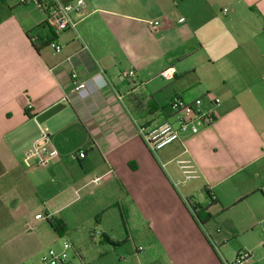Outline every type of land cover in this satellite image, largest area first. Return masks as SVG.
Instances as JSON below:
<instances>
[{
  "label": "crops",
  "instance_id": "1",
  "mask_svg": "<svg viewBox=\"0 0 264 264\" xmlns=\"http://www.w3.org/2000/svg\"><path fill=\"white\" fill-rule=\"evenodd\" d=\"M39 1L0 5V264L38 255L53 230L28 221L39 209L65 222L79 264L94 256L66 210L80 226L89 213L115 251L124 240L108 217L118 215L137 264H227L241 251L252 253L244 264H264V0H83L77 32L63 33ZM74 74L88 97L74 91ZM206 93L217 122L151 153L138 126L169 120L176 94ZM43 133L59 156L39 166L26 152ZM183 159L199 177L186 180Z\"/></svg>",
  "mask_w": 264,
  "mask_h": 264
},
{
  "label": "built area",
  "instance_id": "2",
  "mask_svg": "<svg viewBox=\"0 0 264 264\" xmlns=\"http://www.w3.org/2000/svg\"><path fill=\"white\" fill-rule=\"evenodd\" d=\"M3 0H0V5ZM38 5L45 11L48 16L49 25L57 32L65 31L77 32L78 22L75 15L86 8L83 0H78L71 4H61L57 0H40ZM151 32L155 33L160 27L159 21H152L149 24ZM56 53L62 51V47L55 42L49 43ZM135 71H128L122 74L124 79H132ZM163 78L171 80L173 74L170 69L162 73ZM74 91L82 98L88 97L90 93L89 83L81 81L77 75L72 76ZM209 102L206 107L204 100ZM218 102L213 93H206L204 97H196L192 100L186 99L181 94H176L170 102V108L173 111L172 117L165 121H153L148 126H138V134L143 139L149 151L157 154L160 150L169 145L182 140L183 138L195 136L202 130L211 127L219 119L217 110ZM59 156V152L49 148V136L43 133L40 139L35 142L26 152L28 159H34L39 166L47 165L51 160ZM76 159L85 158L84 152L73 155ZM178 164L186 180H192L199 177V171L192 160H178ZM111 173V172H109ZM105 175H93L91 183L101 185ZM39 219L43 217L38 216ZM70 243H65L61 250L49 249L40 259L39 264H79L75 253H70L72 249ZM252 258L250 251H241L233 263L227 264H244Z\"/></svg>",
  "mask_w": 264,
  "mask_h": 264
},
{
  "label": "rangeland",
  "instance_id": "3",
  "mask_svg": "<svg viewBox=\"0 0 264 264\" xmlns=\"http://www.w3.org/2000/svg\"><path fill=\"white\" fill-rule=\"evenodd\" d=\"M10 2H18L20 0H9ZM165 107L168 106L167 99L163 100ZM59 204H61V199H57L54 202V205L59 207ZM74 211L72 210H66L63 212L65 217L68 220L69 228L72 231L73 234H77V237L80 239H76L77 244L81 246V248L88 254L93 255L94 258L92 260L93 264H137V262L130 257V255L134 254V245L131 241H126V232L125 229L122 227V225L118 223L119 218L118 215H115L114 217L109 216V225L113 226L115 230H117L118 235L121 236V238L124 240L121 243V248L118 249V247L115 249L110 243H100V237H99V231L96 229V231L92 230L93 227L97 228L96 222L94 218H90V214L86 212L82 215V218L84 219L85 223H81V226L79 225L78 218L73 214ZM36 214H40L38 216L43 217L44 220L42 222H38L40 220L38 216L35 217ZM46 213H44L43 209H39L36 213H33L28 217V221L31 222V224L36 225L39 227L41 223H48V218H44ZM53 216V215H51ZM102 216V215H101ZM59 218V216H56ZM97 218V217H96ZM101 217H98V219ZM88 220V221H87ZM50 227V226H49ZM51 229V228H50ZM74 229H77L74 231ZM91 231V233H89ZM69 236L60 237L56 234L54 229L51 231V234H48V237H45L42 241L39 243L37 242L35 244L34 251L38 253L37 256L31 261H28L26 264H39L41 257L51 248L56 250H61L64 246V244L70 243L71 241L67 240ZM71 244V243H70ZM70 253L73 255L74 249L72 248ZM113 253V254H112ZM92 257V256H91Z\"/></svg>",
  "mask_w": 264,
  "mask_h": 264
},
{
  "label": "trees",
  "instance_id": "4",
  "mask_svg": "<svg viewBox=\"0 0 264 264\" xmlns=\"http://www.w3.org/2000/svg\"><path fill=\"white\" fill-rule=\"evenodd\" d=\"M154 101H151V108L155 106ZM158 108V107H157ZM156 109V106H155ZM190 207L193 208V210L195 211V213L198 212V207L195 205H191ZM199 214V213H197ZM48 223L50 224V226L54 229V231L56 232L57 235H59L60 237H65L68 231V228L65 224V222L58 218V217H51L48 219Z\"/></svg>",
  "mask_w": 264,
  "mask_h": 264
}]
</instances>
